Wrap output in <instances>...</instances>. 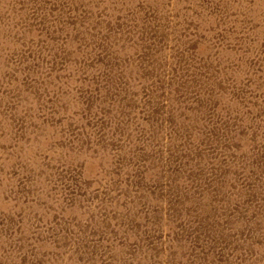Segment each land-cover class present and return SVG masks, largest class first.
<instances>
[{
  "label": "rangeland",
  "instance_id": "rangeland-1",
  "mask_svg": "<svg viewBox=\"0 0 264 264\" xmlns=\"http://www.w3.org/2000/svg\"><path fill=\"white\" fill-rule=\"evenodd\" d=\"M0 264H264V0H0Z\"/></svg>",
  "mask_w": 264,
  "mask_h": 264
}]
</instances>
